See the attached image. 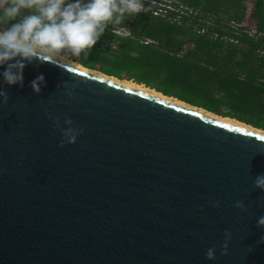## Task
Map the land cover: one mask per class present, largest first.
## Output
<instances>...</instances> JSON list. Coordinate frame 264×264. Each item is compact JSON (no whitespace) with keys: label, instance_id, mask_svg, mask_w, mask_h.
<instances>
[{"label":"water","instance_id":"95a60500","mask_svg":"<svg viewBox=\"0 0 264 264\" xmlns=\"http://www.w3.org/2000/svg\"><path fill=\"white\" fill-rule=\"evenodd\" d=\"M6 91L0 264H264L263 135L66 64L34 61ZM66 117L84 131L61 148Z\"/></svg>","mask_w":264,"mask_h":264},{"label":"trees","instance_id":"16d2710c","mask_svg":"<svg viewBox=\"0 0 264 264\" xmlns=\"http://www.w3.org/2000/svg\"><path fill=\"white\" fill-rule=\"evenodd\" d=\"M172 1L143 2L70 61L264 132V0Z\"/></svg>","mask_w":264,"mask_h":264},{"label":"clouds","instance_id":"9594fccd","mask_svg":"<svg viewBox=\"0 0 264 264\" xmlns=\"http://www.w3.org/2000/svg\"><path fill=\"white\" fill-rule=\"evenodd\" d=\"M143 0H0V102L7 103L6 87L24 86V69L34 61L52 62L62 66L67 61L83 56L87 60L91 49L104 36L109 25L124 24L126 17L135 18L148 13ZM123 35H128L127 29ZM46 86L45 76L38 75L30 82L35 94ZM74 92L67 93L72 98ZM49 118H52L49 114ZM54 124L60 128L62 142L74 144L84 129L74 126L70 118L61 127L58 118ZM254 186L264 191V174L257 175ZM264 206V201L259 202ZM219 207V202H212ZM236 207L245 209L243 202ZM257 227L264 229V216L257 219ZM222 244L209 248L208 260H215L217 250L227 255L232 233L225 230ZM260 242H264V237Z\"/></svg>","mask_w":264,"mask_h":264},{"label":"bare ground","instance_id":"6f19581e","mask_svg":"<svg viewBox=\"0 0 264 264\" xmlns=\"http://www.w3.org/2000/svg\"><path fill=\"white\" fill-rule=\"evenodd\" d=\"M66 65H67V66H70V67H73V68H75V69H78V70L84 71V72H88V73H91V74H94V75L100 76V77H102V78H104V79H106V80H109V81L115 82V83H117V84H120V85H122V86H125L126 88H129V89H132V90L138 91V92H140V93H143V94H146V95H149V96H153V97H155V98H158V99H161V100H164V101H167V102L173 103V104H175V105H177V106H181V107H183V108H186V109L192 110V111H194V112H198V113L203 114V115H205V116H207V117H209V118H212V119H214V120H216V121H219V122H222V123H225V124H228V125H231V126L237 127V128H241V129H244V130H248V131H251V132H255V133H258V134H261V135L264 136V132H261V131H258V130H255V129H252V128L248 127V126H245V125L240 124V123H238V122H236V121H233V120L218 118V117H216V116H214V115H212V114H209V113H207V112H205V111H203V110H198V109H196V108L194 109V108H192V107H190V106H188V105H186V104H184V103H182V102H179V101H177V100H175V99L166 98V97H164L163 95L158 94V93L155 92V91H152V90L146 89L145 87H142V86H139V85H136V84L130 83V82H121V81H118V80H116V79H114V78L106 77V76H104V75H102V74H100V73L93 72V71H89V70L84 69L83 67H81L79 64L74 63V62H72V61H67V64H66Z\"/></svg>","mask_w":264,"mask_h":264},{"label":"built area","instance_id":"2783aa9c","mask_svg":"<svg viewBox=\"0 0 264 264\" xmlns=\"http://www.w3.org/2000/svg\"><path fill=\"white\" fill-rule=\"evenodd\" d=\"M143 2L151 3L154 6H158V7H167V6H163L161 4V0H143ZM167 8L171 9V7H167ZM159 13H161V11ZM156 15H158V14H156Z\"/></svg>","mask_w":264,"mask_h":264},{"label":"rangeland","instance_id":"374dc122","mask_svg":"<svg viewBox=\"0 0 264 264\" xmlns=\"http://www.w3.org/2000/svg\"><path fill=\"white\" fill-rule=\"evenodd\" d=\"M164 1V0H163ZM166 1H168V0H166ZM165 2V1H164ZM175 3V4H178L176 1H172V0H169L168 2H166V3H163V4H166L167 5V7H170V4H172V3ZM165 8V7H164ZM182 8V7H181ZM247 25V24H246ZM248 26V25H247ZM70 61V60H69ZM73 62V61H72Z\"/></svg>","mask_w":264,"mask_h":264}]
</instances>
